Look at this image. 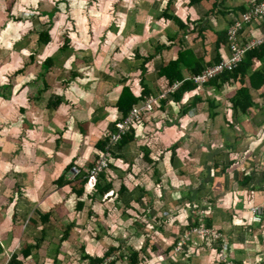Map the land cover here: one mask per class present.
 Returning <instances> with one entry per match:
<instances>
[{
	"label": "crops",
	"instance_id": "1",
	"mask_svg": "<svg viewBox=\"0 0 264 264\" xmlns=\"http://www.w3.org/2000/svg\"><path fill=\"white\" fill-rule=\"evenodd\" d=\"M90 1L96 3L97 9L101 12H104L105 9L100 8L98 2L102 1L105 8L111 4L115 5L117 22H123L126 5H120L121 0ZM263 1L197 0L190 4L191 0H131L130 4L134 10V33H128L129 30H125L122 34H126L125 40L133 45L130 50L133 57L129 58V61L128 59L123 61L125 70L124 66H120V64L107 67L109 71L101 73L96 67L93 68L94 58L98 57V53L91 52L84 46L90 40L88 33H85L82 41L78 39V33H74L75 39H66V47L63 46L61 49L62 58L69 59L65 66L71 65L74 58L77 61L76 56L81 53L78 56L82 59V65L77 66L76 70L72 69V73L80 70L78 72L85 74V78L92 75L93 77L85 83L86 92H83V88L75 91L74 96L69 99H66L67 95L60 96L66 101H72L75 108H77L76 104L79 102V98L84 101L85 104L83 103L82 107L78 109L85 107L87 115L80 111L78 113L87 118L81 119V125L73 127L68 124V114L66 113L56 116L57 111L50 114V111H41L40 108L39 113L48 122L54 120V123L61 124L60 134L70 132V135L75 136L78 133L81 135L79 141L87 139L91 141L88 144L91 143L92 150L84 149L86 142L85 144L75 143L73 146L69 144L71 148L69 152L76 149L78 152L81 150L83 154L79 153L81 154L80 159L77 155L71 157L67 164L73 161L76 165L86 166L89 161H93L94 156L99 155L95 152V143L105 137L110 125L118 119L115 101L110 96L115 91L113 93L115 100L118 90L123 85L119 82L118 84L117 82L113 83L112 77L118 81L122 79L121 83L126 85L131 84V92L135 96L141 93L140 86L144 84L150 89L152 95H155L154 97L165 94L164 97L169 98L171 94L162 92L161 88L167 86L170 80H174L175 75H172L171 68L165 72L163 69L169 63L178 61V67L176 65V71L180 72L178 76L187 80L227 58L231 54L230 29L253 3ZM76 2L78 4V0H75ZM35 3L33 9L24 8L34 11V14H23L25 18L20 19L21 15L17 17L12 13L11 15L7 14L5 5L2 6L5 1L0 0V19L6 15L8 18L16 20L18 18L17 21L24 23L33 20L44 23V17H46L45 21L54 20L52 17L56 16L55 13L59 10L58 4L62 3V0H55L53 9L50 10L44 0L40 8ZM165 11L167 14L164 13ZM169 15L174 17L171 19ZM58 18L59 20L63 19L62 13H59ZM4 27L5 25L2 28ZM8 27L9 25L5 28ZM30 28L20 30L24 32L22 34L25 36L26 45L32 38L31 44L33 42L37 48L36 51H31L30 56L33 60V54L40 53L43 46L37 44L39 32H28ZM51 30L52 33L49 32L50 39H54L57 37V33H53L55 26ZM263 36L264 18H260L250 23H242V29L237 35V43L243 46L245 43ZM96 40L95 45L99 49L105 47L104 41H99L98 37ZM258 48H256L258 51H255L256 49L253 50L255 52L250 51L253 52L252 54L248 52L250 54L247 53L248 55L246 54L237 65L235 68V70L238 69L236 79H231L228 83L221 79L211 83L207 82L204 85L195 83L196 90L186 93L183 103H175L171 99L166 110L161 114H154L149 122L145 121L146 125H135L133 128L134 141L121 147L115 153L113 159L115 170L112 169L114 171L113 189L115 190L116 186L117 189H120V185L123 183L132 197L143 196L144 203L149 206L148 203H158V210H156L159 215L167 214L173 218L168 224L155 222L151 217L149 219L139 215L143 211L142 207L133 206L137 210L135 215L126 220L120 217L118 225L125 230L135 229L133 231V235L136 237L135 244H141L148 237L160 246L167 248L178 240L184 227L194 222L195 215L192 216V213L205 205L208 214L214 218V226L233 233L234 236L230 237L232 255L234 254L241 263L264 264V219L260 223H251L248 221L250 214L247 211L255 204L262 201L261 204L264 203V45ZM126 50L128 51V49ZM119 52L120 47H116L114 53L118 54ZM51 63L53 64V58ZM202 69L204 70L201 73L196 74L197 70ZM112 73L117 77H114ZM42 76L43 72H39L30 83L31 89L37 86L39 79H43ZM77 77L83 79V76H76L75 79ZM43 83L46 82L38 84L39 88L43 87ZM89 83H92L93 88L88 86ZM174 87L172 90H176ZM95 88L101 93L96 91L97 94H95L92 90ZM241 88L249 90L254 102L247 113L236 109L232 102ZM107 89L110 90L106 93L105 99L103 94ZM43 97H48V95H43ZM197 98L199 100L195 106L194 99ZM105 101L108 102L109 107L103 105ZM45 114L50 115V119H47ZM110 116L113 118L112 120L109 119ZM36 125L38 128L39 123ZM95 127L99 129L100 133L103 132V137L93 138L91 131ZM70 135L67 137L68 141ZM19 138L18 136L15 140ZM23 146L24 142L20 147ZM59 146L64 149L68 147V144L59 140ZM174 150L175 155L172 156ZM34 153L37 154L36 150ZM39 155L41 156V154ZM146 158L158 164L157 171L148 170ZM41 160L43 161L39 165H46V160ZM60 164L62 162L55 161L53 163L54 175L58 173L56 170ZM23 180V183H30L27 181L26 174H23ZM18 191L24 192L20 183ZM110 192L113 193V191ZM8 197L12 199L15 196L11 194ZM107 197H111V194ZM148 199L150 200L147 201ZM20 200H22L21 205H11L8 210L4 208L5 212L0 216V241L2 244L5 240H10L12 236L17 239L16 243L19 244L22 241L19 236L25 237V234H22L18 227L16 228L18 230L14 231V222L18 224L26 214H29V220H27L31 221L32 212H36L37 215L41 213L37 208L32 210L31 204L25 201L24 196ZM7 204L6 206L9 208L10 204ZM18 209H21L22 212L19 213ZM32 219L38 222L37 218L32 217ZM50 223L52 222L49 221L48 224ZM245 223L250 224L245 231V236H241L237 232L241 230L242 226L246 229ZM52 225L56 227L57 223H52ZM40 228L41 224L39 230ZM137 228L143 229L144 232H136ZM165 229L169 230L168 234L161 231ZM3 235L5 236L1 237ZM199 239L201 238L193 237L186 246L184 254H174L170 258L159 255L154 261L149 260V264H159L160 262H167L166 264H208L215 262L214 260L217 261L214 249L207 250L200 246ZM16 249L17 246L11 253L13 254Z\"/></svg>",
	"mask_w": 264,
	"mask_h": 264
},
{
	"label": "rangeland",
	"instance_id": "2",
	"mask_svg": "<svg viewBox=\"0 0 264 264\" xmlns=\"http://www.w3.org/2000/svg\"><path fill=\"white\" fill-rule=\"evenodd\" d=\"M4 1L5 4H2V6L5 5L6 10V0ZM35 1L36 0H16L12 8V14L17 17L21 15L20 19L23 17V14L33 15L34 11L25 10L24 8L29 7L33 9ZM44 1L49 10L53 9L55 0ZM89 1L90 0H78L77 4L75 0H62V3L58 4L59 10L56 11V16L52 17L54 20L51 25V29L55 26L53 33H57V37L51 39L50 41H53L50 44L43 45L40 53L37 52V55L33 54V60H31L30 54L31 51H36L37 48L33 42L31 44L32 38L29 39V43L26 45L25 36L22 34L24 32H21V30L30 28V26L33 25V21L24 23L23 21H17L11 17L8 18L6 15H3L0 19V216L4 214V208L6 210L11 208V206L7 204L9 201L8 196L11 194H14L15 197L19 196L17 194L19 187L15 189V185L17 184L19 186L20 183L24 189L23 196L26 198L25 201L31 204V209L37 208L41 213L48 212L50 214V221L53 224L57 223L54 229L48 230L45 239L39 241L40 224L34 225L32 221H28L29 214H26L16 226L13 225L14 231L18 230L16 229L18 227L22 234H25V237L23 235H21L22 237L19 236L22 243L20 242L17 244V239L15 237L13 238V236V239L5 240L3 242L5 252L1 255V262H4L5 259L8 260L13 255L11 252H13L16 246L18 247L20 244H36L35 241L37 240V243L39 242L40 244L39 248L35 249L34 255L29 258L28 264H78V252L81 244L89 240V242L86 243L87 249L91 252L90 254L97 255L111 242V237L106 235H102L100 239L95 236L96 231L93 229L92 222L87 223L85 227L83 226L87 219L86 207L81 211H75L76 199L69 191V187H64L65 189H63V192L56 190V188L52 186V182L59 177L67 161L70 160L71 157H76V155L80 159L81 154H83L81 150L78 152L76 149L69 152V149H71L69 144L73 146L75 143L85 144L86 142L84 149L92 150L90 147L91 143L88 144V142L91 141H88V139L86 141H79L78 139L81 138V135L78 133L75 136L70 135V132L60 134L59 130H62L61 124L54 123V120L48 122L45 117H42L34 97L37 88H39L38 84L45 81L50 87V92L56 91L57 94L67 95L66 99H69V97L74 96L75 91L82 90L86 87L85 83L93 77L92 75L82 80L79 77L70 80L72 69L76 70L77 66L82 65V59L78 56L81 53H78L76 56L77 61H75L74 58L71 65L65 66L69 59L62 58L61 49L66 44V39H75L74 33H78L77 37L80 41H82L85 33L90 35V40L86 43L87 46L84 45L85 43L83 45L91 52L98 53V57L94 58L93 68L96 67L100 73L102 71H109L107 67L115 64H120V66L123 65V69L125 70L126 67L123 61L125 59L129 61V58L133 57V54L130 52L133 45L125 40L126 34H122L125 30H129L128 33H134V10L130 4L131 0L120 1V5H126V13L123 22H117L118 17L115 5L111 4L105 8L103 2L99 0L100 2H98V4L100 8L105 9L104 12H101L97 9L96 3H91V1ZM42 2L43 0H37L35 4L36 6L39 5L40 8ZM71 9L74 10L72 11ZM59 13H62V20L58 18ZM45 19L46 17L43 18L44 21ZM3 25H5V27L9 25V27L2 28ZM96 37L99 38V41H104V48L101 47L99 49L98 46L95 45L97 42ZM37 44L39 46L38 39ZM116 47H120V52L118 54L114 53ZM126 49H128V51ZM48 58H53V64L51 63L44 69L42 65H44V62ZM39 72H43V79H39L37 87L31 89L30 83L37 77ZM112 74L114 77H117L114 73ZM91 85L92 83L88 84L90 88H93ZM176 88L177 85L174 89ZM83 90V92H86V88ZM92 90H94L95 94H97L96 91L101 93L97 88ZM109 90L110 89H107L103 94L105 99V95ZM43 95H48V93H44ZM164 95L165 94L158 95L157 99L164 97ZM45 98L46 97H44V99ZM151 100L153 102V99H149L148 102H151ZM83 103L84 101L79 98V102L76 104L77 108H73H81ZM103 105L109 107L107 101H105ZM138 106L141 108V105H137V107ZM85 109V107L84 109H80V112H84L85 115H87V110ZM66 111L67 107L63 104L56 116L62 115L66 113ZM86 118L87 117L81 115L82 120ZM109 119L112 120L113 118L110 116ZM67 120H69V125H73V127L78 126L73 116L68 115ZM37 123H39L38 128L36 125ZM22 131H24V134H22ZM91 132L95 139L103 137V132L100 133L99 129H96V127ZM69 135L70 140L68 141L67 137H69ZM18 136L20 138L15 140ZM57 140H61L64 144L67 143L68 147L64 149L59 148V150L56 147ZM23 142L24 146L20 147ZM57 149L58 154H55L57 153ZM113 149L114 147L112 150ZM35 150L37 154L34 153ZM61 152L62 154H60ZM39 154H41V156ZM41 159L46 160V165H39V163L43 161ZM55 161L59 163L62 162V164L58 166L56 170L58 173L54 175V167L52 165ZM100 173L101 172H98V175ZM23 174L27 175V181H30V183H23ZM67 177L69 180L74 179L71 173H69ZM95 182L96 178L90 179L86 184L87 189L91 190ZM114 188L116 190L118 187L116 186ZM110 194L112 196L113 193L110 192L106 194L105 197ZM6 204L9 205V208H7ZM93 209L95 214L92 215L91 220L96 221L97 217L100 220H105L103 207H101L100 204H96ZM18 211L19 213L22 212L21 209H18ZM196 214L207 215L206 206L202 205L197 211L192 213V216ZM31 217L37 218L39 222V215H37L36 212H32ZM113 217H116V215H112L111 218ZM70 221H73V223H71L73 231L70 232L68 238L61 240V229L65 227V224L70 223ZM108 221H111V219H108ZM245 226L247 231L248 226ZM111 228L116 230L117 227L114 224ZM214 228L216 227L214 226ZM128 236H130L129 233ZM193 237L203 238L197 233H193L190 238ZM12 240L13 242L11 243ZM21 246L22 245H20V248ZM213 252L216 257H218L219 251L214 248Z\"/></svg>",
	"mask_w": 264,
	"mask_h": 264
},
{
	"label": "trees",
	"instance_id": "3",
	"mask_svg": "<svg viewBox=\"0 0 264 264\" xmlns=\"http://www.w3.org/2000/svg\"><path fill=\"white\" fill-rule=\"evenodd\" d=\"M16 0H6V10L7 13L11 15L12 13V8L14 5V2ZM200 1V0H199ZM194 2H197V0H191L190 4H193ZM167 14V12H164ZM170 16V15H169ZM171 19L174 16H170ZM176 19V18H175ZM18 20V18H17ZM51 19L41 22V21H35L33 20V26L30 28L28 32H39V46L47 45L50 42V34L52 33L51 30V25H52ZM54 23V22H53ZM50 32V34H49ZM27 33V32H26ZM264 45V44H263ZM66 47V44L64 45ZM261 47V46H260ZM259 49V48H258ZM256 49L255 51H258ZM253 51V52H255ZM253 52H250L251 54ZM248 53V54H250ZM247 54V55H248ZM218 62V61H217ZM216 62V63H217ZM51 64V58L46 59L44 62L43 67H48ZM179 62H173L169 63L165 69H163V72L169 70L171 68L172 75H175L174 80H170L167 86L164 88H161V91L167 94H171L169 98L166 96L160 100H157V97H154L155 95H152V92L147 86H140L141 93L138 96H135L131 92V84H125L121 83V80H116L115 78H111V81L114 83L118 82L122 84L123 86L118 90L117 95L115 96L114 100V95L112 92V95L110 96L113 101H115V108L118 114V119L113 122L110 125L109 131L105 133V137L103 139H99L95 145L94 149L96 155L93 158V161H89V163L85 165H76L73 161L69 164H67L61 171V174L59 177L52 182V186L56 188L58 191H63L65 189L64 187H69V191L74 195L76 202H75V211H81L86 207V213H87V219L86 222L83 224L85 225L87 223L92 222L93 229L96 231L95 236L100 239L102 235H106L108 237H111V242L106 245V247L103 249V251L100 254H90L91 252L87 249V242L89 240L80 245V250L78 252L79 254V261L78 264H143V263H148L149 260L154 261L156 256L163 255L164 257H172L175 254V246L177 245V241L175 243L167 246V248L160 246L157 244L154 240L151 238L146 237L145 240L141 244H135V235H133V231L135 229L130 230H125L120 228V225H118L119 218L127 219L129 217H133L135 212L137 211L133 206H139L142 207L143 211L139 213L140 216H145L150 219H153L155 222H162V224H165L173 220V218H170L167 214H161L159 215L158 213V203H148L150 204L147 205V203H144V198L141 197H132L130 193L126 190V187L122 183L120 185V189H113V170H115V167L113 166V159L115 158V153L121 149V147L125 146L126 144L134 141V131L133 128L137 124H142L146 125V122H149L154 114H161L162 111L166 110L167 106L169 105V102L171 99H173V102H181L183 103L184 101V96L188 92H193L196 90V84L193 80V77H190L189 79L185 80L178 75L180 72L178 70L176 71V65L178 67ZM46 69V68H44ZM204 69L202 70H197L196 74L201 73ZM23 71V70H22ZM21 71V72H22ZM85 75V74H84ZM82 74V72H76L74 71L71 75L70 80H74L76 76H80L82 78H85ZM238 76V69L232 71V72H224L221 74L219 77L209 81V83L217 81L218 79L224 80L225 82H230L231 79H236ZM109 80V78H107ZM183 82H181V81ZM36 81V80H35ZM176 81V82H175ZM127 82V80H126ZM142 82V80H141ZM143 83V82H142ZM125 84V85H124ZM177 84H181L176 90H172L173 87ZM37 87V86H36ZM50 89V87H49ZM48 86L46 83H43L42 88H37L36 94L34 95L35 100L37 104H41L39 106L40 110H47L50 111V114H52L54 111L59 112L60 107L65 104L67 107L66 114L73 116L77 125H81V114L78 113L80 109H74L73 108V102L72 101H66L64 100L63 97L60 96V94H57L56 91H49ZM48 90V91H47ZM47 91V92H46ZM48 93V97L44 99L43 94ZM51 95V96H49ZM149 99H153L152 103V108L150 111L147 109H144V112L140 115V117L134 122V126L131 127L130 131H128L125 135L121 136L120 140L116 143V147L113 149L107 150L108 153L112 156V159L108 160L107 167L101 171V173L97 176V181L95 186L90 190L87 189L86 184H87V179L90 174V172L95 168V166L98 164L99 160L101 159L100 154L105 153L106 149L105 146L108 143V139L112 133L116 132L115 125L117 122H119L122 118H125L131 110L136 107L137 105H143L147 103ZM198 98L194 99L195 101V106L198 103ZM233 104H235V108L240 110L242 113H247L249 108L254 105V102L252 101L251 95L249 94V90L246 88H241L237 92V96L235 99H232ZM159 112V113H158ZM47 119H50V115H46ZM146 121V122H145ZM145 122V123H144ZM56 147L59 149V140H57ZM57 149V150H58ZM175 155V150L172 153V156ZM145 161V159H144ZM146 162L148 163V170L149 171H157V166L158 164L152 161L149 158H146ZM75 166L79 169V173L74 177V179L69 180L68 179V174L71 172V168ZM113 169V170H112ZM157 169V170H156ZM149 171L148 174H149ZM19 186L16 184L15 189L18 188ZM19 189V188H18ZM68 191V192H69ZM110 191H113V194L111 197H107L104 199L105 195L108 194ZM18 197H13L12 199L9 198V204L14 205V206H19L22 204L21 197H23V192L18 191ZM70 193V194H71ZM17 198V199H16ZM148 199L147 201H149ZM17 201V202H16ZM263 202V201H262ZM260 202L259 204H261ZM201 203V202H200ZM96 204H100L101 207H103V215L105 220H100L97 217V220H91L92 215L95 214V211L93 207ZM199 205V204H198ZM258 205V204H255ZM198 207V206H197ZM157 209V210H156ZM132 211V212H131ZM116 215V217H112V215ZM98 215V214H97ZM201 215L196 214L194 218V222L190 223L189 226H186L182 229L181 234H185L187 231H189L192 227L197 226L200 224L199 217ZM120 218V219H121ZM203 221L206 223V226L208 228L214 227V218L210 216V214L203 215ZM107 219V220H106ZM108 219H111V221H108ZM264 219V215H263ZM250 221L251 223H260L263 221ZM30 220L34 224H41L40 228V236H39V241H43L47 235L48 230L54 229L55 227L52 225V223L48 224L50 221V214L48 212L46 213H39V222H37L35 219L30 218ZM73 221H70V223L65 224V227L62 230V239H66L69 237L70 232L73 231L72 225ZM135 223V222H134ZM116 225V230L112 229L111 226ZM250 224V223H249ZM249 224H245L249 226ZM14 225L16 223L14 222ZM133 227V225H132ZM248 228V227H247ZM138 231L136 232H144L143 229L137 228ZM218 232L221 234V237L219 238H214L213 236H205L201 239L198 240V243L200 246L205 247L207 250H211L212 248L217 249L218 251L222 250V243H223V236L226 239V245L224 246V251L228 255V258L236 261L238 264H245L241 263L237 258L232 255L231 253V241L230 237L234 236L232 232H229V230H225L224 228H219L216 227ZM130 236H128V233ZM164 232V234H168L169 230H161ZM246 229L244 226L241 227V230L238 231L237 233H240L241 236H245ZM113 233V234H112ZM239 235V236H240ZM125 236V237H124ZM182 237V235H181ZM180 237V238H181ZM38 239V238H36ZM192 238L188 240L186 243L187 245L191 242ZM22 243V241H21ZM36 244H20L22 245L20 248V245L17 247V249L14 251L13 255L8 259L4 260V262H1L2 256L5 252L4 244L1 243L0 241V264H28L29 258L34 255L35 249L39 248V242L37 243V240L35 241ZM185 248L180 252L181 254H184ZM154 254V256H152ZM179 254V253H178ZM217 261L214 260L217 264H225L224 261L220 260V257H216ZM165 260V259H164ZM163 260V261H164ZM215 262H210L208 264H216ZM167 262H160L159 264H166ZM70 264V263H69Z\"/></svg>",
	"mask_w": 264,
	"mask_h": 264
},
{
	"label": "built area",
	"instance_id": "4",
	"mask_svg": "<svg viewBox=\"0 0 264 264\" xmlns=\"http://www.w3.org/2000/svg\"><path fill=\"white\" fill-rule=\"evenodd\" d=\"M260 18H264V1L253 3L252 6L249 8V10L246 13H243L240 19L238 20V22L230 29L229 33L232 39L231 54L227 58L219 62L218 64L214 65L213 67H209L206 70H204L201 74L195 75L193 77L194 82L196 84L204 85L207 82L219 77L224 72L234 71L237 65L243 60L244 56L248 52L253 51L256 48L262 46L264 44V36L252 40L248 43H245L243 46L238 45L237 43V35L238 32L242 29V23H250L253 20H257ZM180 85L181 84H177V88ZM152 103L153 102L151 100V102L147 101V103L141 105V108H139V106L134 107L125 119L116 123L115 125L116 132L110 135L108 139V143L105 147L106 151L105 153L100 154L101 159L99 160L95 168L90 172L87 179V183L90 181V179H94V178H96L97 181L98 172H101L103 169H105L107 167L106 162H108L109 159L110 160L112 159L110 153H108L107 150L110 151V149L115 147L116 143L120 140L121 136L125 135L128 131H130L131 127L133 126V123L140 117L142 112H144V109H147L148 111L151 110ZM71 170L72 171L69 173H71L74 178L79 173V169L73 166ZM247 211L250 214L249 220L251 222L261 221L264 215V203L253 205L249 207ZM200 217H199L200 224L192 227L189 231L183 234L182 237L177 241V245L175 246L174 249L175 254L180 253L185 248V245H187L186 243L188 242V240H190V237L193 233H197L202 237L205 236H213L214 238L221 237V234L218 232L216 228L214 227L208 228L206 226V223L203 221L204 219L203 215H201ZM226 243H227L226 239L223 236L222 250L219 251L218 254L220 260L224 261L225 264H238L236 261H233L228 258V255L224 251V246L226 245Z\"/></svg>",
	"mask_w": 264,
	"mask_h": 264
}]
</instances>
